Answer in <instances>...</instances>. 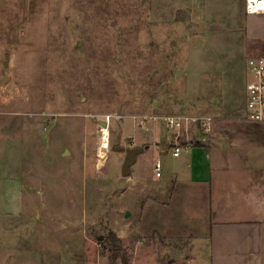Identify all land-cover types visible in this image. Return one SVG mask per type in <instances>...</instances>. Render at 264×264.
<instances>
[{
    "label": "rangeland",
    "instance_id": "1",
    "mask_svg": "<svg viewBox=\"0 0 264 264\" xmlns=\"http://www.w3.org/2000/svg\"><path fill=\"white\" fill-rule=\"evenodd\" d=\"M151 2L0 0V213L40 222L37 250L1 249L0 264H45L43 249H61L63 264H110L109 232L129 264H210L205 244L154 232V221L169 218L156 203H167L173 187L156 179V161L166 179L184 159L151 148L131 177L122 175L123 150L150 147L165 129L146 131L134 117L204 116L185 97L187 19L154 24ZM234 71L224 80L245 100L247 68ZM107 118L104 145L99 122ZM190 137L210 142L196 127ZM201 206L193 205L197 217Z\"/></svg>",
    "mask_w": 264,
    "mask_h": 264
},
{
    "label": "crops",
    "instance_id": "2",
    "mask_svg": "<svg viewBox=\"0 0 264 264\" xmlns=\"http://www.w3.org/2000/svg\"><path fill=\"white\" fill-rule=\"evenodd\" d=\"M245 1L151 2L154 24L187 19L185 97L213 120L210 142L196 141L178 158L166 129L154 133L148 150L175 161L184 159L178 175L163 179L162 171L158 178L173 187L167 203H156L169 210V218L163 225L154 221V232L205 244L210 264H264V124L245 119V100L236 99L230 80H224L234 76V68H247L248 59L264 57V14H247ZM158 162L164 169L162 159ZM14 185L23 207L20 185ZM200 203L203 215L197 217L193 205L199 208ZM39 225V219L19 210L0 213V250L34 253ZM41 255L45 264L64 263L61 249H43Z\"/></svg>",
    "mask_w": 264,
    "mask_h": 264
},
{
    "label": "built area",
    "instance_id": "3",
    "mask_svg": "<svg viewBox=\"0 0 264 264\" xmlns=\"http://www.w3.org/2000/svg\"><path fill=\"white\" fill-rule=\"evenodd\" d=\"M247 14H264V0H246ZM249 81L245 87L244 116L250 122L264 124V57L250 58L247 61ZM107 123L110 119L107 118ZM138 121L146 131H151L156 124H163L170 136L173 156L178 158L184 152H188L193 146L190 133L196 127L204 133H209L213 120L207 116H138L133 118ZM109 126V124H108ZM108 132V127L102 129ZM109 137V133L108 136ZM104 138V136H103ZM183 141V142H182ZM155 175L162 176L163 167L160 162L155 165Z\"/></svg>",
    "mask_w": 264,
    "mask_h": 264
},
{
    "label": "trees",
    "instance_id": "4",
    "mask_svg": "<svg viewBox=\"0 0 264 264\" xmlns=\"http://www.w3.org/2000/svg\"><path fill=\"white\" fill-rule=\"evenodd\" d=\"M103 243L110 247V264H118L119 261L121 264H129V260L124 253L123 243L113 232L108 233L107 237L103 239Z\"/></svg>",
    "mask_w": 264,
    "mask_h": 264
},
{
    "label": "water",
    "instance_id": "5",
    "mask_svg": "<svg viewBox=\"0 0 264 264\" xmlns=\"http://www.w3.org/2000/svg\"><path fill=\"white\" fill-rule=\"evenodd\" d=\"M6 81V78H4L0 83L3 84ZM99 125L102 128H107L108 123L107 122H99ZM148 146L141 147V148H135V149H125L123 150L126 153L125 161L122 167V175L124 178L131 177V168L137 161V157L143 153L145 150H148ZM67 154V152H66ZM129 216V213L126 214V217Z\"/></svg>",
    "mask_w": 264,
    "mask_h": 264
},
{
    "label": "bare ground",
    "instance_id": "6",
    "mask_svg": "<svg viewBox=\"0 0 264 264\" xmlns=\"http://www.w3.org/2000/svg\"><path fill=\"white\" fill-rule=\"evenodd\" d=\"M103 136H104V138H102V141H103V144L105 145L106 143V141H107V136H108V132L107 131H104V133H103Z\"/></svg>",
    "mask_w": 264,
    "mask_h": 264
}]
</instances>
